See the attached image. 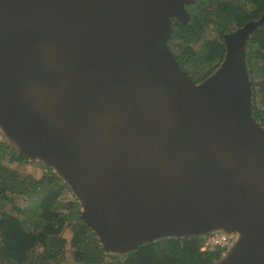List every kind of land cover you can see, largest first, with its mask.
Returning <instances> with one entry per match:
<instances>
[{"label": "water", "instance_id": "95a60500", "mask_svg": "<svg viewBox=\"0 0 264 264\" xmlns=\"http://www.w3.org/2000/svg\"><path fill=\"white\" fill-rule=\"evenodd\" d=\"M192 0H0V128L56 166L106 251L237 232L215 264H264V128L245 43L196 83L168 42ZM234 246V245H233Z\"/></svg>", "mask_w": 264, "mask_h": 264}, {"label": "trees", "instance_id": "16d2710c", "mask_svg": "<svg viewBox=\"0 0 264 264\" xmlns=\"http://www.w3.org/2000/svg\"><path fill=\"white\" fill-rule=\"evenodd\" d=\"M186 8L190 19L186 24L173 19L175 30L168 45L196 83L212 76L222 64L226 38L237 29L232 25L244 26L264 16V0H192ZM214 22L218 23L219 38L203 41L206 52L198 63L194 47L207 37ZM244 48L252 112L264 128V19L251 31ZM190 58L194 67L188 69L184 62ZM16 147L8 159L29 161ZM7 155L8 147L0 141V202L8 203L0 213V264H61L67 255L79 264H215L223 256L221 247L202 249L203 235L163 237L126 254L106 252L97 232L76 207L79 204L60 200L70 187L67 182L50 167L41 178L22 176L4 164ZM17 196L24 197L27 204H15ZM67 226L73 230L69 241L62 234Z\"/></svg>", "mask_w": 264, "mask_h": 264}, {"label": "rangeland", "instance_id": "374dc122", "mask_svg": "<svg viewBox=\"0 0 264 264\" xmlns=\"http://www.w3.org/2000/svg\"><path fill=\"white\" fill-rule=\"evenodd\" d=\"M218 23L214 22L211 24L210 28L207 30V37L206 38H202L196 45H195V50L197 51V62L200 63L201 60H200V56L202 54H204L206 52L204 46H203V41L206 40L207 38H213V37H218L219 38V35H220V30L218 29ZM235 27L237 28V30H239L240 28H242L243 26H239L237 27L236 24L232 25V28ZM234 28V29H235ZM235 30V31H237ZM234 31V32H235ZM185 67L188 68V69H191L192 68V58H190L189 60H186L185 61ZM194 67V66H193ZM0 141H2L7 147H8V155L4 158V164L6 166H9L11 167L13 170L17 171L19 174H21L22 176H26V175H30V176H33L35 178H41L43 175H44V172L45 170L47 169V167H50L52 168V170L54 172H56L58 174V176L60 178H62L65 182V178L62 177L59 172H58V169L56 166H52V165H49L47 162L43 161L42 159L36 157V158H30L29 161L27 162H20V161H10L8 158L10 156V154L13 152V146H17V150H19V146L15 143V141L12 140V138L9 137L8 134H6L1 128H0ZM15 204L17 205H22V206H25L27 204V201L24 200V197H21V196H17L15 197ZM60 200L63 201L64 203H68L70 201H75L76 203H78L79 205L76 204V207L79 208V210L82 211L84 210V205L81 203L79 197L76 195V193L74 192V190L72 189V187H69L68 190L64 191L63 194L60 196ZM8 203L3 201L0 202V213H1V210H3L6 205ZM237 234V239H238V233L235 232ZM63 236H65L68 241L71 239L72 235H73V230H72V227L71 226H67L64 231H63ZM236 242V241H235ZM233 243V245H231L232 247L229 249L233 251L234 247H235V244L236 243ZM228 248L227 247V250H225V252L223 253V256H225L227 253H228ZM106 251V250H105ZM108 252V251H106ZM111 253H120V254H126V253H121V252H117V251H110ZM61 264H79L77 263L74 258L71 256V255H67Z\"/></svg>", "mask_w": 264, "mask_h": 264}, {"label": "built area", "instance_id": "2783aa9c", "mask_svg": "<svg viewBox=\"0 0 264 264\" xmlns=\"http://www.w3.org/2000/svg\"><path fill=\"white\" fill-rule=\"evenodd\" d=\"M236 240L237 234L235 232L216 230L205 235V240L202 249L214 248L218 246L223 248L224 250H227V247L230 248Z\"/></svg>", "mask_w": 264, "mask_h": 264}, {"label": "flooded vegetation", "instance_id": "af4514ba", "mask_svg": "<svg viewBox=\"0 0 264 264\" xmlns=\"http://www.w3.org/2000/svg\"><path fill=\"white\" fill-rule=\"evenodd\" d=\"M186 6H187V5H186ZM250 6H251V5H250V4H248V7H249V8H250ZM251 21H252V20H251ZM243 25H244V24H243ZM239 28H240V27H239ZM236 30H237V29H236ZM168 46H169V45H168ZM178 61H179V59H178ZM179 62H180V61H179ZM184 63H185V62H184Z\"/></svg>", "mask_w": 264, "mask_h": 264}]
</instances>
